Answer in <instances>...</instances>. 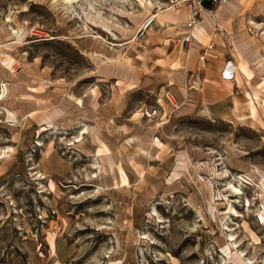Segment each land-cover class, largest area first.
<instances>
[{
	"label": "rangeland",
	"instance_id": "rangeland-1",
	"mask_svg": "<svg viewBox=\"0 0 264 264\" xmlns=\"http://www.w3.org/2000/svg\"><path fill=\"white\" fill-rule=\"evenodd\" d=\"M158 2L0 0V264H264V0L171 86Z\"/></svg>",
	"mask_w": 264,
	"mask_h": 264
},
{
	"label": "crops",
	"instance_id": "crops-1",
	"mask_svg": "<svg viewBox=\"0 0 264 264\" xmlns=\"http://www.w3.org/2000/svg\"><path fill=\"white\" fill-rule=\"evenodd\" d=\"M150 4L151 3H149V5ZM158 4L159 5H153L154 8L156 6V8H163V3L158 2ZM161 8L159 11H153L151 7L147 13V15H154V22L147 31L145 38L148 44V52L151 56L150 69H164L163 76L164 80L168 82L166 84L167 86L173 85V80L182 79L184 73L193 72L192 68H194L195 65L197 68H203L202 71L205 75L208 74L211 77L217 78L218 74L219 77V71L223 61L228 59L224 58V54L229 53V58H232V55H230L232 51L224 46V42L233 38L234 30L238 29L240 25L239 17L235 11V5L228 1V3L215 9L214 19L219 25V31L217 32L212 30L214 22L208 18L198 22L190 29L186 28L184 22L187 17V10L184 6L176 9ZM115 28L125 32V30L119 26ZM186 33L191 35L190 41L186 48H180V38ZM111 34L115 36L114 33ZM206 41L207 44L212 43L214 55L206 57L203 61V67H200L197 57L200 49L206 45ZM233 61L236 63L234 59ZM172 65L181 68L182 71H177L175 73L170 72V66ZM168 70L169 72H167Z\"/></svg>",
	"mask_w": 264,
	"mask_h": 264
},
{
	"label": "built area",
	"instance_id": "built-area-1",
	"mask_svg": "<svg viewBox=\"0 0 264 264\" xmlns=\"http://www.w3.org/2000/svg\"><path fill=\"white\" fill-rule=\"evenodd\" d=\"M229 0H165L167 7L179 8L184 6L187 10V17L184 22L186 28H192L196 23L202 21L205 18L212 20L214 32L219 31V25L215 22L214 11L217 7H220ZM154 22V16L147 15L140 24L139 30L149 29ZM191 35L186 33L180 38L179 46L180 48H186L190 41ZM212 43L204 45L200 49L197 60L200 67H203V61L206 57L213 56ZM237 72V64L232 58L225 59L220 71L219 77L223 81H234L235 74Z\"/></svg>",
	"mask_w": 264,
	"mask_h": 264
},
{
	"label": "bare ground",
	"instance_id": "bare-ground-1",
	"mask_svg": "<svg viewBox=\"0 0 264 264\" xmlns=\"http://www.w3.org/2000/svg\"><path fill=\"white\" fill-rule=\"evenodd\" d=\"M67 3V2H66ZM68 3H70V2H68ZM171 8V7H170ZM197 24V23H196ZM238 66V72H239V65H237ZM238 72H236V74H235V76H236V78H237V75H238ZM236 78H235V80H236ZM223 82H225V83H231V81H223Z\"/></svg>",
	"mask_w": 264,
	"mask_h": 264
}]
</instances>
